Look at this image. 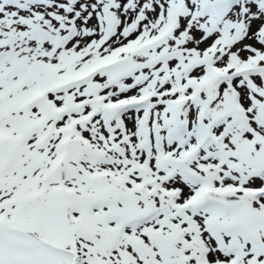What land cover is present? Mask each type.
Segmentation results:
<instances>
[{
    "label": "snow or ice",
    "instance_id": "6c2138e0",
    "mask_svg": "<svg viewBox=\"0 0 264 264\" xmlns=\"http://www.w3.org/2000/svg\"><path fill=\"white\" fill-rule=\"evenodd\" d=\"M0 264H264V0H0Z\"/></svg>",
    "mask_w": 264,
    "mask_h": 264
}]
</instances>
